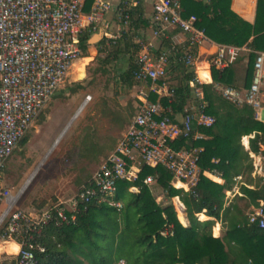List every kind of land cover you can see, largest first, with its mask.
<instances>
[{
    "label": "built area",
    "instance_id": "built-area-1",
    "mask_svg": "<svg viewBox=\"0 0 264 264\" xmlns=\"http://www.w3.org/2000/svg\"><path fill=\"white\" fill-rule=\"evenodd\" d=\"M84 1L0 0V177L21 139L65 81L74 61L82 56L84 30L88 26L96 30V24L112 8L108 0H94L91 13L85 14ZM116 11L120 22L131 23L129 7L120 5ZM153 25L158 35H165L170 28L180 29L187 34L186 45L183 49L172 46L171 50L161 52L143 45L135 58L137 112L90 182L68 201H57L37 215L16 208L17 202L10 192H0L4 204L0 211V235L19 246L17 253L7 257L10 261L6 259L2 264H36V250H45L36 238L49 222L75 223L83 202L99 194L101 199H108L117 192L119 181H137L146 166H164L172 174L174 187L192 190L202 173L199 161L204 148L197 142L206 135L201 128L216 123V117L208 112L205 85L211 84L215 92L239 106L251 105L261 119L264 51H256L250 87L238 89L214 82L212 69H225L247 47L220 46L205 68L200 48L209 37L197 15L184 16L182 0H157ZM119 34L113 36L116 42L122 36ZM176 64L195 74L189 81L193 97L181 111L173 105L175 87L169 76ZM201 68L209 72V81L202 79ZM203 174L214 181L221 177L216 171ZM155 180L156 174H149L143 184L151 187ZM131 190L140 192L141 186L134 185ZM227 193L229 196L230 191ZM174 200L183 205L179 197ZM111 202L122 207L121 202ZM248 220L264 228V203L250 208ZM114 264L128 262L121 258Z\"/></svg>",
    "mask_w": 264,
    "mask_h": 264
},
{
    "label": "trees",
    "instance_id": "trees-1",
    "mask_svg": "<svg viewBox=\"0 0 264 264\" xmlns=\"http://www.w3.org/2000/svg\"><path fill=\"white\" fill-rule=\"evenodd\" d=\"M182 3L184 16L196 14L200 25L214 42L247 46L248 51H241L225 69L213 67L212 76L217 83L238 89L249 88L256 51H264V0H258L254 23L232 10V0L207 3L182 0ZM89 40V34L82 35V57L89 55L88 50L92 46ZM104 41L99 43L98 56L107 52L102 47ZM117 44L110 42L116 48L107 53L105 63L111 57L120 59L122 50ZM244 61L247 63L243 64ZM136 69L133 59L120 72L119 82L133 87ZM181 73L182 76L173 83V105L180 111L193 97L189 81L195 76L188 68L181 69ZM200 75L204 81L210 80L207 70H202ZM81 87L77 83L74 90ZM204 87L210 104L208 112L216 117V123L212 127L201 128L206 138L197 142L204 148L200 154L202 173L197 185L190 191L178 189L171 184L172 174L164 166H146L137 181H119L115 195L103 200L99 194L89 202H83L75 223L58 225L56 221L49 222L36 238L45 249L36 250V264H114L121 258H125L128 264H264V228L248 220L250 207L264 203V176H258L255 187L242 183L240 193L231 200L227 197L238 176L250 177L254 168L250 152L261 156L264 164V122L256 117L251 105H237L215 92L211 84ZM254 133L248 150L243 137ZM29 140L30 135L26 133L18 146L25 147ZM96 148L93 135H87L82 141L79 161L94 155ZM98 158L95 156L93 161H98ZM207 170L218 172L225 182L219 183L207 177L203 174ZM149 174H156L152 185L165 192L171 201L180 198L186 207L189 225L185 226L179 220L173 201L166 206L157 202V193L151 190L152 186L143 184V179ZM91 177L84 166L78 178L82 184L79 189L88 184ZM134 185L141 186L140 192L131 190ZM111 200L121 202L122 207ZM217 222L226 228L219 237L213 235Z\"/></svg>",
    "mask_w": 264,
    "mask_h": 264
},
{
    "label": "rangeland",
    "instance_id": "rangeland-1",
    "mask_svg": "<svg viewBox=\"0 0 264 264\" xmlns=\"http://www.w3.org/2000/svg\"><path fill=\"white\" fill-rule=\"evenodd\" d=\"M115 48L98 56V50L92 47L88 56L74 61L65 81L28 130L27 145L18 146L8 159L0 177V192L14 195L16 208L37 215L57 201L71 199L82 185L78 178L84 166L92 176L130 124L135 115L136 88L119 82V74L127 64L114 57L104 62L107 53ZM84 59H88L84 66L85 76L79 79L76 65L82 64ZM77 83L82 87L75 91ZM241 83L244 84V80ZM87 135H93L97 148L94 155L79 161L82 141ZM95 156L99 157L98 161H93ZM151 190L157 193L156 199L161 206L173 201L182 222L179 202L171 201L156 186L152 185ZM3 207V200H0V211ZM214 232L213 228V235ZM4 241L0 235V264L9 260L10 253L18 252L15 242Z\"/></svg>",
    "mask_w": 264,
    "mask_h": 264
},
{
    "label": "crops",
    "instance_id": "crops-1",
    "mask_svg": "<svg viewBox=\"0 0 264 264\" xmlns=\"http://www.w3.org/2000/svg\"><path fill=\"white\" fill-rule=\"evenodd\" d=\"M112 8L110 11L105 13L102 16V20L96 24V30L93 27L88 26L83 35H90V44L92 47L98 50L99 43L104 39L103 48L104 49H112L113 47L110 45V42L114 41V37L117 34L121 37L117 38L118 48L122 50L120 54V60L126 62L127 66L136 58L137 54L145 45L150 50L154 52H161L164 50H171L172 46L178 47L179 49H183L186 45L187 34L181 31L178 28H170L165 35H158L156 29L153 25V14H154V5L157 0H108ZM198 3H207L211 0H195ZM94 0H85L84 1V12L85 14H90L93 8ZM122 5H126L132 11V21L131 23L124 24L120 22L117 16V7ZM257 7L258 0H232L231 8L244 20L254 23L257 16ZM196 15V14H195ZM96 38V39H95ZM95 39L96 41H92ZM116 40L114 41V43ZM116 45V44H114ZM220 46H228L222 45L214 42L210 38L202 45L200 48V59L203 61L202 63L205 65L208 60L214 56V52ZM247 47V46H245ZM248 49V48H247ZM248 51V50H243ZM181 67H175L170 71L169 76L172 82L176 81L179 77L182 76ZM206 70V69H205ZM174 74H176L174 76ZM213 78V77H212ZM136 96V95H135ZM263 101V109L261 111V121L264 122V99ZM135 114L137 112V98L135 100ZM135 116V115H134ZM254 134H250L248 136L243 137V144L246 149L249 150V142L250 138H253ZM250 155L254 159V168L248 179L245 176H241L240 179H237L234 187L230 191V195L227 197L229 200L233 199V197L239 192V187L242 183L247 184L250 187H255L258 176H264V164L263 158L253 152H250ZM217 181L219 183H224L225 180L221 177H217ZM161 195V194H160ZM231 196V197H230ZM230 197V198H229ZM162 199L163 196H160ZM185 206V205H184ZM186 214V223L185 226L189 225L190 221ZM200 216V215H199ZM206 216V215H205ZM215 232L214 235L216 237L221 236V234L225 231L224 227L220 222H217L214 226ZM7 243V241H4Z\"/></svg>",
    "mask_w": 264,
    "mask_h": 264
},
{
    "label": "bare ground",
    "instance_id": "bare-ground-1",
    "mask_svg": "<svg viewBox=\"0 0 264 264\" xmlns=\"http://www.w3.org/2000/svg\"><path fill=\"white\" fill-rule=\"evenodd\" d=\"M89 59V58H88ZM88 59H84V61L82 62V64L80 65H76V71H77V74H79V77H82L84 74H85V70H84V66L86 65L85 63L88 62ZM205 68H206V65H205ZM204 70L203 68L200 69V72ZM179 205V209H181V219H182V222H185L186 223V214H184V210H183V207L180 206V203H178ZM18 246V245H17ZM18 249H19V246H18Z\"/></svg>",
    "mask_w": 264,
    "mask_h": 264
},
{
    "label": "water",
    "instance_id": "water-1",
    "mask_svg": "<svg viewBox=\"0 0 264 264\" xmlns=\"http://www.w3.org/2000/svg\"><path fill=\"white\" fill-rule=\"evenodd\" d=\"M84 76L85 74L82 77H79V79L84 78ZM182 207H183L184 212H186V207L184 206V204L182 205Z\"/></svg>",
    "mask_w": 264,
    "mask_h": 264
}]
</instances>
